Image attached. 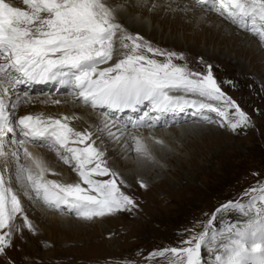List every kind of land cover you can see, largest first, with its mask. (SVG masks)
Here are the masks:
<instances>
[{"label": "snow or ice", "instance_id": "obj_1", "mask_svg": "<svg viewBox=\"0 0 264 264\" xmlns=\"http://www.w3.org/2000/svg\"><path fill=\"white\" fill-rule=\"evenodd\" d=\"M196 3L208 4L209 10L248 29L264 42V0ZM22 4L24 7L0 0V157L5 158V168L9 157L15 161L8 179L0 170V255L15 247L17 235L23 239L25 228L35 231L20 195L10 184L13 176L27 199L38 200L50 210L85 222L137 207V201L125 190L129 186L122 175L107 166L91 131H77L68 116L25 114L14 123L10 120V108L15 110L21 103L30 102L25 93L24 97L15 96L9 105L7 97L19 83L64 79L77 100L93 110H105L104 115L109 117L105 127L115 126L111 112L144 104L153 113L182 106L207 110L219 117L220 127L233 131L250 124L248 114L223 90L212 65L204 72L193 71L186 64L175 62L183 61V53L162 50L140 33H129L116 21L119 6L110 7L102 0H22ZM129 6L145 7L146 0L144 4L134 0ZM155 8L152 5L149 11ZM149 115L145 111L131 126L153 127ZM205 119L211 122L210 118ZM127 127L124 125L125 130ZM6 139L14 145L11 153L5 149ZM131 139L139 158L154 160L143 137L133 135ZM152 139L157 144L164 143ZM37 142L55 149L64 164L74 165L79 182L47 179L46 173L51 170L26 146ZM139 187L147 188V184L140 181ZM249 194L247 203L241 199L223 203L199 233L192 232L179 246L154 250L147 259L166 258L167 264H264V183L249 188L244 196ZM253 212L255 219L243 223L232 218L233 214L248 216ZM223 215L228 223L220 226L216 222ZM17 217L20 224L15 223Z\"/></svg>", "mask_w": 264, "mask_h": 264}, {"label": "rangeland", "instance_id": "obj_2", "mask_svg": "<svg viewBox=\"0 0 264 264\" xmlns=\"http://www.w3.org/2000/svg\"><path fill=\"white\" fill-rule=\"evenodd\" d=\"M122 1L118 0L114 3L113 0H103L110 6H114L117 2V6L126 8V2ZM157 1L159 4L154 0L145 11L130 9L131 14H135L134 17L137 15V18L145 23L147 34H144L143 30L137 29V32L130 30L131 27L127 23L122 24L123 27L129 33H140L144 39L162 50L183 53V61L175 62L186 64L193 71L204 72L208 65H212L213 74L221 83L223 90L248 114L250 124L241 126L235 131L220 127L217 122L219 117L205 110L211 122L206 119L190 118L186 114L177 115L175 122H162L156 125V120L162 115L159 112L152 113L151 109L148 111L151 114L148 119L154 122L151 128H133L127 123L118 124L119 131L115 128L112 133L120 134L122 140L126 137V143L118 142L122 150L127 144L130 147L131 136L139 135L146 139L154 157V160L149 162L147 173L143 176H133L132 181L125 180L129 186L125 190L137 201V207L130 211L97 218L91 222L80 223L78 224L80 227L50 226L41 216V212L42 209L53 211L47 210L46 206L38 204L33 199H27L13 176L10 184L17 189V194H20L35 231L25 228L23 239L17 235L14 238L15 247L8 249L6 254L0 255V264H13V262L14 264H167L166 258L157 257L148 260V254L154 250L179 246V242L192 232L199 233L204 223L220 205L238 199L247 203L251 194L246 197L245 191L264 183V47L260 49L259 54H255L254 46L252 47L254 42L262 43V41L248 29L239 28L236 24L231 23L238 29L228 23L235 32L245 34V39L240 38L241 36L236 33H229L226 29H217L206 21H199V18H192V10L197 7L193 4L190 6L189 0H178L171 12L165 10V14L169 13L170 20L174 19L173 15L177 13L184 16L183 23L189 25V28L177 25V30H173L170 21L165 23H159L157 19L153 21L154 10L149 11V8L152 5L166 7L169 2ZM190 1L193 3L194 0ZM201 7L205 10L207 19L211 13L216 12L209 10V5L204 4ZM184 8L187 10H181ZM152 28L158 30V36L156 33H150ZM172 40H176L177 43ZM262 44L264 45V42ZM118 47L119 40H117V49ZM114 62L115 59L109 63ZM70 92L72 93V90ZM41 93L42 91L35 90L27 94L29 97H36L41 96ZM57 95L63 96L65 92ZM33 103L30 101L27 104L30 107ZM85 107L90 109L86 105ZM61 110V102L59 104L53 102L47 115L51 112L57 117ZM91 110L93 114L101 113L104 117V112L92 108ZM194 111L190 109L187 112L194 114ZM144 112L145 110H142L141 114ZM41 113L45 115V110ZM17 114L15 110L11 118L13 123ZM83 118L87 120L88 116ZM111 118L115 119L114 115ZM124 125H128L126 130ZM182 125H192L195 130L192 129L184 134L176 132L170 139L159 138L154 132L156 129L178 130ZM71 126L77 131L87 130L94 133L99 130L98 136L93 135L92 138L96 141V146L104 152L108 167L120 174L134 168L136 159L133 162L134 158L131 157L128 161L122 162L118 159L119 154L114 156L109 153L107 142H104L108 140L109 133L102 127L97 126L92 130L90 126L88 130L87 123V127H81L83 128L81 130L75 125L71 124ZM143 130H148L145 132L146 135L141 132ZM153 137L164 142L162 145L156 144L167 149L168 156H161L153 150L152 144L155 143ZM44 148L34 149L37 150L38 157L41 158L45 153L50 158L52 166L55 167L50 169L54 173L49 175L51 179L61 183H72L76 174L73 171L74 165L59 163L61 160L57 157L55 149ZM5 149L9 153L14 150V145L9 144L7 139ZM122 152L126 156L132 153L129 150ZM8 159L11 167H15V161L10 157ZM0 161L5 162V158L0 157ZM7 174L9 178V173ZM140 181L147 184V188L139 187ZM56 214L63 215L59 212ZM68 216L77 219L74 215ZM232 218L243 223L255 219V213H249L248 216L233 214ZM195 222L200 223L193 227ZM15 223H21L19 217ZM216 223L220 226L228 223L227 216L218 218ZM186 229L191 231L186 233ZM205 259H208V256Z\"/></svg>", "mask_w": 264, "mask_h": 264}, {"label": "bare ground", "instance_id": "obj_3", "mask_svg": "<svg viewBox=\"0 0 264 264\" xmlns=\"http://www.w3.org/2000/svg\"><path fill=\"white\" fill-rule=\"evenodd\" d=\"M114 1H118V0H113V2ZM119 1H121V0H119ZM152 1H154V0H151V1H147L146 0V3L148 2V5L145 6V7H131L129 5H131L134 2V0H123L122 2L123 3L126 2V6L127 7L126 8L119 7L120 10L116 11V13H115L116 21L118 23H120L121 25L122 24L124 25V24L127 23L131 27L130 30H132L134 32H137V29H138V30H143L144 34H147L148 30L146 28L145 23L143 21L139 20L138 19L139 17L137 18V15H136V17H134L135 14L132 15L131 12H130V9H132V10H136V9L138 10L139 9L140 11H145L146 8L151 4ZM167 1H169V2L166 4V7L159 6V5L156 6V9H154L153 14H152L153 21L156 20V19L158 20L159 23H161V22L165 23V22H169L170 21V24L173 26V28H172L173 30H177V25H179V27L189 28L188 24L183 23V20L185 19V17L181 16L180 14H177V13L174 14L173 15V16H175L174 19L170 20L168 18L169 17V13L165 14L166 13L165 10H169V12H171L172 9L176 7V4H177L178 0H167ZM174 1H176L175 4H174ZM10 2H14L17 6L24 7V5L22 4V0H10ZM102 2H103V0H102ZM156 2L159 4V1L156 0ZM140 3L141 4L144 3V0H140ZM189 3H190V6H191V4H193V5H195V7H197V9H193L192 10V18H194V19L199 18L198 19L199 21H202V22L206 21L207 23H211L212 25L216 26L217 29H221V28L226 29L229 33H232V34L236 33V34H238V36H241L240 38L245 39V34H243L241 32L240 33L235 32V30L232 29L229 26V24H231V22L229 20H225V18L224 19L219 18L218 16H220V15L217 12L211 13L210 17L207 19L206 16H205V10L202 9L201 5L197 6L196 0H194L193 3L189 0ZM106 4L108 5L107 2H106ZM115 5H117V2H116ZM108 6H110V5H108ZM183 17H184V19H182ZM233 27H235V26H233ZM235 28H237V27H235ZM157 31L152 28L150 33H156V35H157V33H158ZM195 38H196V40L199 39L197 36ZM172 41L177 43L176 40H172ZM257 43L254 42V45L252 44V47L254 46L253 50L255 51V54H259L260 53V49L262 47H264V45L262 44L263 42L260 43L258 41ZM116 47H117V41H116ZM56 87H57L56 84H47V85H45L43 87H36V86L30 84L29 82H22V83H19L16 86V88L13 90L11 95L9 97H7L8 103H9V105H11V103L14 101L15 96L18 95V94H20L21 97H24L25 93L33 92L35 90L36 91L40 90V91H42L41 96H36V97H34V96L29 97V95L27 96V99H29L31 102H34L33 106H36V107L35 108H33V106L29 107V105L27 103H21L15 109V110H17V113H18L17 115L25 114V113H31L33 115H39V114H42L41 112H43L45 110V115H44L45 117H48V116L54 117L51 112H50L49 115H47V111H48V109H50V106L53 104L54 100H56V101H60L61 102L62 110L57 114V117H54V118H60L62 116H68V117L71 118L69 120V123L72 124V125L77 126L81 130H83L84 127H87V123H88V130H89L90 126L92 127V130H95V128L97 126H100V127H102V129L105 132L109 133V132H114V129L118 128V126H119L118 124H121V123L122 124H126V122H118L117 120L115 121V119H113L116 122L115 126L113 127V126L110 125L109 127H105L104 125L107 123L109 118L105 117V115L103 117L101 115V113H99V114L94 113L93 114V111L91 110V108L89 109V108L85 107V105L82 103V101H79V100L76 99V94L73 95L75 92L67 93L68 92L67 90H69L68 87H65V88H63L61 90H57V91H56ZM63 92H65V95H63V96L57 95V93L60 94V93H63ZM68 94H72V95H68ZM175 94H177V93H175ZM18 109H19V111H18ZM143 109L145 111H149V108L144 107ZM196 109H198V108H196ZM9 110L12 113V115L10 117V120H11L12 116L15 114V110H12L11 108ZM187 111H190V109H188V108H177V109H174V110H170V111H167V112L160 113V115H162V117L159 120H156V125L160 124L162 122H165V123L166 122H175L176 121L175 117L177 115L178 116H185L187 114L188 117L199 119V120L200 119H205V117H208L207 114L205 113V110L201 111V110L198 109V110L194 111V114L188 113ZM85 116H88L87 120H85L83 118ZM195 126H199V125H195ZM81 127H83V128H81ZM192 127H194V126H192V125H182V127H180L178 130H176V129L174 130L173 128H170V129H164V130H157L156 129L155 131L154 130L153 131L155 132V134L157 136H159V138L160 137H164V138L166 137V138L170 139V138L174 137L176 132H180L182 134H184L185 132H190L193 129ZM193 130H195V129H193ZM97 131L99 132V130H97ZM147 131L143 130L141 132L146 135L145 132H147ZM98 132H94V133L92 132V133H93V135H96V137H97L98 136L97 135ZM107 138H108V140L106 139L104 142L105 143L107 142V144H106L107 145V149H109V153H111V155L113 154L114 156H116V154L117 155L119 154L118 159L121 160L122 162L128 161L131 157H132V159L134 158L133 162L135 161V159L137 161V162L134 163V168L132 170H130L129 172L121 173L122 178L124 180H127V182L128 181H132V177L133 176H135V175H138V176L142 175L143 176L144 173H147V171L149 170V162L150 161L143 160V159L138 157V155L134 151V142L132 141V139H131L130 147H129V144H127L125 146V148L122 150V147H120V144L127 142L126 137H124L123 140H122V137L120 138V134L117 133V134H114V135H109ZM115 141H117V145H115ZM119 141H121L120 144H118ZM29 144L26 145V146L30 147L29 151H31L34 154V156H37V157H38V155L36 154L37 150L34 149V148H38L39 150L45 149L44 147L40 146V142L29 143ZM183 145L184 144H182V146ZM73 146H79V145H73ZM152 146H153V150L155 152H157L159 155L168 156V151L164 147L159 146L156 143L152 144ZM184 146H186V145H184ZM121 150L122 151L129 150L132 153H131V155L126 156ZM41 159L44 161V163L47 165V167L49 169H52V167L55 168L54 166H52L53 164H51L50 158L45 153H44V155H42ZM55 159H57V158H55ZM9 161L10 160L8 159V167L7 168H5V162L4 161H0V170H3L6 179H8L7 172L9 173V169L12 168L11 167L12 165H10ZM21 162H24L23 159L21 160ZM59 163L64 165L63 161L62 162L60 161ZM46 174H48V175H46V178L47 179H51L52 177H50L49 175H53V172L50 171V172H48ZM76 182H79V178L75 174V177L72 180V183H76ZM14 190L17 191V189H15V188H14ZM18 195H20V194L18 193ZM34 201H36L38 204L39 203L42 204V202H40L38 200H34ZM42 210L43 211L41 212V216L43 217V219L47 220V222L49 223L50 226H62V227L63 226H70V227L78 226V227H80V225H78V224L85 222V221H82V220H79V219H75V218L72 219V217H69L68 215H58V214H56L57 212H55L53 210H52L53 212H51V211L48 212V211H46L44 209H42ZM47 210H49V209H47ZM78 227H76V228H78ZM251 242L252 241L250 240L249 241V245L251 244ZM206 256H207V254L205 253V257ZM249 264H251V261H249Z\"/></svg>", "mask_w": 264, "mask_h": 264}]
</instances>
